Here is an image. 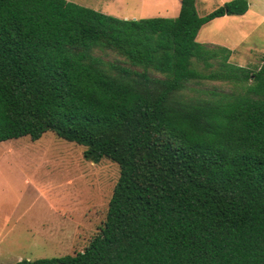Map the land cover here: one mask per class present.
<instances>
[{"label": "trees", "instance_id": "16d2710c", "mask_svg": "<svg viewBox=\"0 0 264 264\" xmlns=\"http://www.w3.org/2000/svg\"><path fill=\"white\" fill-rule=\"evenodd\" d=\"M248 9L231 0L200 15L181 0L176 17L121 18L0 0V143L53 131L120 167L84 250L11 264H264V59L252 70L197 40L205 23ZM206 80L238 89L185 95Z\"/></svg>", "mask_w": 264, "mask_h": 264}, {"label": "rangeland", "instance_id": "374dc122", "mask_svg": "<svg viewBox=\"0 0 264 264\" xmlns=\"http://www.w3.org/2000/svg\"><path fill=\"white\" fill-rule=\"evenodd\" d=\"M91 1V4H87L88 7L99 9L101 12L118 13L122 15L121 18L154 15L176 17L171 10L167 12V8H172L175 0H100L96 4L93 3L96 0ZM254 9L256 12L252 13L248 22H243L244 29H241V32L245 35L251 32L255 37L251 38L252 43L257 44L260 41L264 42L262 40L264 0H257ZM126 15L128 17H125ZM247 41L250 42L249 39ZM103 56L109 62L125 64L123 58L115 52H108ZM195 66L204 69L203 64L198 61H195ZM211 89L231 93L238 88L233 83L206 80L190 83L185 95L211 98L209 94ZM13 148L15 151H8ZM84 150L85 146L59 137L53 131L46 132L35 141L29 136H23L0 143V157L6 156L7 165L13 167L22 165L25 172L29 170L36 172L34 178L38 182H48L49 191L45 192L47 195L44 196L38 191L33 192L31 189L30 196L26 197L21 208L30 207V216L47 210L48 227H52V231L47 233L53 234V241L48 240V245L38 248L27 245L30 240H24L23 245L13 248L15 251L13 254L0 256V263L11 264L28 256L30 259H36L74 254L84 250L90 239L100 232L106 220L110 198L120 176V167L108 158H103L97 163L87 160L84 157ZM18 154L23 158L30 156L32 161L27 163L15 161L19 158L14 155ZM22 157L20 159H23ZM23 186L24 184L20 188L24 189ZM38 217L36 225L40 224ZM33 219H36V216ZM19 255H22L21 259Z\"/></svg>", "mask_w": 264, "mask_h": 264}, {"label": "crops", "instance_id": "0c3cea01", "mask_svg": "<svg viewBox=\"0 0 264 264\" xmlns=\"http://www.w3.org/2000/svg\"><path fill=\"white\" fill-rule=\"evenodd\" d=\"M70 1L85 6L92 3L91 0ZM99 1L96 0L93 3L96 4ZM227 1L231 0H196V8L200 15H205ZM256 1L248 0L249 9L244 14H226L205 23L198 31L197 40L202 43L227 47L231 50V62L257 70L264 59V42L252 43L251 38H255L253 34L250 32L249 35H245L241 32V29H244L243 22H248L252 13L256 12L254 9ZM180 9L181 0H175L172 8H167V12L171 10L175 16H178ZM104 13L117 17L122 16L112 11H104ZM134 18H137V16H134ZM262 40L264 41V37H262ZM256 45H258L257 48H255ZM8 151H15V148L8 149ZM2 156L0 157V256L13 254L15 252L13 248L23 245L24 240H30L27 245L37 248L48 245V240L53 241V234L47 233L52 231V227H48V220L46 219L47 210H41L39 214L34 213L30 216V207L21 208L26 197L30 196L31 189L33 192L38 191L44 196L47 195L45 192L46 190L49 191L48 182H38L34 178L36 172L31 170L25 172L22 165L18 164L16 167L7 165L6 156ZM14 157L19 158L15 161L24 163L32 161L30 156L23 158L18 154ZM21 157L23 159H20ZM22 184H24V189L20 188ZM35 216L36 219H33ZM37 217L40 220L39 225H36L38 223ZM21 258L22 255H19V259ZM27 258L30 259L31 257L28 256Z\"/></svg>", "mask_w": 264, "mask_h": 264}]
</instances>
